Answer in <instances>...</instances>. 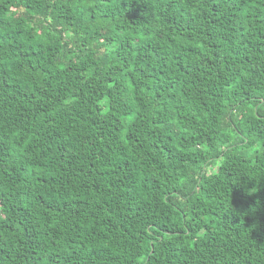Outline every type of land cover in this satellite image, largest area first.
I'll return each instance as SVG.
<instances>
[{"label": "trees", "instance_id": "16d2710c", "mask_svg": "<svg viewBox=\"0 0 264 264\" xmlns=\"http://www.w3.org/2000/svg\"><path fill=\"white\" fill-rule=\"evenodd\" d=\"M0 264H264V0H0Z\"/></svg>", "mask_w": 264, "mask_h": 264}]
</instances>
